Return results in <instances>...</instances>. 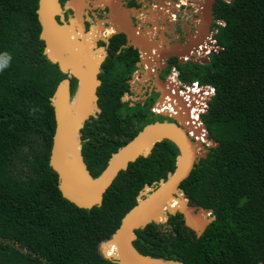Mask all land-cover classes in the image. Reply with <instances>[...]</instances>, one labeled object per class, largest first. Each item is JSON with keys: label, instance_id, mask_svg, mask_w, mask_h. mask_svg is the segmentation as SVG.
<instances>
[{"label": "trees", "instance_id": "obj_1", "mask_svg": "<svg viewBox=\"0 0 264 264\" xmlns=\"http://www.w3.org/2000/svg\"><path fill=\"white\" fill-rule=\"evenodd\" d=\"M37 5L0 0V60L8 61L0 69V264H118L103 257L99 243L110 238L145 184L174 170L178 148L168 139L156 142L91 208L63 197L49 165L50 97L66 74L44 54ZM212 11L223 21L214 23L213 35L221 48L205 63H174L181 81L214 88L201 119L215 144L206 146L180 188L215 219L197 237L177 213L170 216L176 226L169 237H156L152 222L135 230L132 243L141 254L185 264H264V0H215ZM123 39L112 37L116 46ZM134 53L112 48L102 63L101 113L82 128L81 152L93 177L146 123L165 119L148 111L151 101L121 99L136 67ZM109 243L101 246L112 255Z\"/></svg>", "mask_w": 264, "mask_h": 264}, {"label": "water", "instance_id": "obj_2", "mask_svg": "<svg viewBox=\"0 0 264 264\" xmlns=\"http://www.w3.org/2000/svg\"><path fill=\"white\" fill-rule=\"evenodd\" d=\"M213 2L214 0H201L202 6L198 8L200 28L208 27L213 17ZM75 4V0L67 1V5L74 8L78 15ZM56 9H59V12ZM36 13L40 24L39 37L44 42V54L52 63L58 65L62 73L66 74V77L58 82L50 97V102L54 108L55 129L52 137L49 165L57 175L58 187L63 197L78 207L91 208L96 204H100L103 193L112 184L116 176L127 168L129 162L134 161L139 156L148 155L156 142L163 139L171 140L178 148L174 170L169 171L166 178H160L152 184L144 185L137 196L136 204L122 216L118 227L110 238L99 243V251L103 257L111 259L118 264H183L174 259L141 254L132 243L136 237V229H144L152 222H163L157 220L158 214H161L166 220L170 214L180 213L184 225L194 231L198 237L203 234L207 226L215 219L211 215L213 213L212 209L191 203L180 188V183L190 174L198 159L204 155V153L201 155V153L196 152L193 146L195 141L189 136L191 130H188L189 126L184 124L187 121L185 119L187 109L183 100L173 95L172 98L179 108L175 114H167L172 120H154L146 123L131 139L111 154L102 172L98 176L93 177L87 169L81 152V136L84 134L82 131L84 124L96 118L101 112L97 93L101 80L98 74L103 56L106 53L103 51V55L100 56L91 50L92 44L90 40L92 38L95 41L99 39L96 33L97 37L89 34L87 37L89 41L80 42L71 18L69 21L72 22V25H69L70 23L68 24L66 21H63V23L57 21V16L61 14L59 0H38ZM61 18L63 19V17ZM56 25L70 27L71 35L78 36L74 40L73 52L69 53L60 49L54 32ZM98 27H102V24H99ZM199 27L198 30H200ZM196 43L190 41L187 46L182 47L175 45L176 50H172L170 53H173V55L178 54L179 56L187 55L190 48L196 47ZM148 49L145 48L142 51L149 52ZM206 60L200 61L205 63ZM70 79H76L77 81L73 92L70 91ZM156 79L158 81L156 85L161 91L160 96L166 95L168 91L165 88V84H162L161 79L157 76ZM79 86H81L85 94L84 102L72 113L70 112V100L76 94ZM182 108L184 114H182ZM203 128L206 130L204 123ZM74 130L80 133L76 158L74 160L64 159L62 158L64 141ZM201 131L202 129L200 128L196 129L198 134ZM204 138L211 141V145L215 144L214 140L208 138L207 131L204 133ZM201 148L206 151L205 145L201 144ZM169 199H176L179 202L178 207L172 211L164 208ZM203 214L208 215L204 217ZM106 241L115 242V255H107L104 252L101 245ZM133 252L138 256L139 263L133 260ZM259 264L262 263L259 262Z\"/></svg>", "mask_w": 264, "mask_h": 264}, {"label": "flooded vegetation", "instance_id": "obj_3", "mask_svg": "<svg viewBox=\"0 0 264 264\" xmlns=\"http://www.w3.org/2000/svg\"><path fill=\"white\" fill-rule=\"evenodd\" d=\"M67 1L69 0H59L61 5V14L57 16V21L59 23L66 21L69 24L70 18L68 16L70 15L74 22V27L77 35L79 36L78 40L80 42L89 41V38H87L89 34H93V37H97L98 35V40L95 41L94 38L90 40L92 44V46H90L91 50L100 56H102L103 51H105L106 54L103 56L104 58L102 63L106 57L109 56L112 48H116V52L121 50L125 51L126 49H129L131 54H135L134 52H137V59L134 63L136 67L126 79L129 90L124 92L121 99L123 100L124 98L123 101H126L124 95L132 98L130 97L134 93V91H132V87L136 85L137 88H141L138 91L139 93L143 91L141 94L142 96H140L137 100H129V104L133 105L135 103H140L144 106L147 102L151 101V104L148 106V111L151 112L152 116H162L169 120V116L156 114L154 112L152 109L154 103L158 100V105L163 106L165 104L166 107H164L165 110L163 112H168L170 114H174L173 112L177 110L179 106H177L175 100L172 96H170L171 93H168V98L165 95L160 97L161 91L156 85L158 84V81L154 76H157L163 81H166V78L168 77L167 85L170 89L169 92L177 94V91L172 86L175 83L173 77H176L179 81L181 80L179 78V71L174 61L177 64H185L190 61L199 63L202 62L197 60L198 56H200L197 52H188L187 54L191 58L183 59L184 62L179 58L178 54L177 56L170 52L172 50H176L174 47L175 45H180V47L187 46V43L190 41L197 42V45L202 43H206V45H208L206 40L203 38L205 37L208 41L209 33H216L217 28L214 26V23L218 24L216 22L218 19H215L213 16L208 27L200 28L201 25L198 8L202 6L201 0H75V7L78 10V15L76 14L74 8L67 5ZM61 17H63V19ZM99 24H102V27H98ZM198 27L200 30H198ZM95 33L97 35H95ZM114 35H120L122 38L124 37L123 42L119 46H116L115 41H112V37ZM145 48H149V53H146L147 55L145 57H151V60L158 65L155 70L156 75H154L151 70V64H148L146 73L138 74L140 76L142 75L140 77L141 81L138 79L132 81L135 71L139 69L138 64L142 61V58L139 56L140 49ZM194 48L196 47L190 48V50H193ZM218 50L219 49H214L210 51L209 54L217 52ZM201 59L209 60L208 57L204 56L201 57ZM102 63L100 64L98 77L102 71ZM140 65L143 66V63ZM72 82L73 79H70L71 92H73ZM142 82H147L148 86H140ZM181 82L189 84L191 81ZM154 94H156L155 98L153 97ZM133 98H135V96ZM189 99H191L190 95ZM200 99L203 101L205 100V97ZM188 106L189 110L187 109V116L185 117L187 121H185V124L189 126L193 120H198L197 117L192 116V114L193 112H196L197 116L200 109L199 107H196L199 106V104H195L194 101H191ZM202 113L199 114V118H201ZM170 120H172V118ZM202 136H204V134H202ZM193 139L195 140V138ZM201 143L204 145L206 141ZM178 204L179 202L177 203L176 208L178 207ZM172 215L170 214L168 219L165 220L166 224L155 223L156 226L154 233L157 234L156 237H169V233L175 230V220L170 219V216ZM211 215H213V213ZM186 228L191 230L188 227ZM188 230L187 232H189ZM193 233L197 236L194 231ZM178 261L185 264L181 260Z\"/></svg>", "mask_w": 264, "mask_h": 264}, {"label": "built area", "instance_id": "obj_4", "mask_svg": "<svg viewBox=\"0 0 264 264\" xmlns=\"http://www.w3.org/2000/svg\"><path fill=\"white\" fill-rule=\"evenodd\" d=\"M226 1H229V0H226ZM219 25H222L223 24V21L222 20H217L216 21ZM215 33H209V43L214 45L215 47H210L208 45H206V43H202V44H198L196 46V48H194L193 50H190L189 52L191 53H198L200 56L203 55L204 57H207L209 58V52L214 50V49H219L221 48V46L218 45V42L215 40V38L213 37ZM152 51V50H151ZM204 52V53H202ZM146 53H149L148 51H142V49H140V54L139 56L142 58V61L138 64L139 65V69L137 71H135L134 73V77L132 79V81H135L136 79L140 80V75H138L139 73H141L142 69H144V72L142 73H146V70H147V65L148 64H151V70L153 72L154 75H156V67L158 66L155 62H153L151 60V57L149 58H146L145 56L147 55ZM149 56V55H148ZM179 58L184 62L183 59H190L191 57H189V55H184V56H179ZM195 59V58H193ZM143 63V66H141L140 64ZM151 72V73H152ZM143 74V75H144ZM156 77V76H154ZM172 77V76H171ZM174 80H175V83L172 85L173 88H175V90L177 91V94H173V92H169L170 89H169V86L167 85L168 84V77L166 78V81H163L161 79V83L162 84H165V88L166 90L168 91V93H171L170 96H173V95H176L178 97H180L181 99H183V102H184V106L186 109L189 110V104L191 101H194L195 104H199V106H196V107H199V113L197 115V119H198V122H199V128L202 129V133H205L206 130L203 128V122H202V119L199 118V114L202 113L203 111H205L207 109V102L210 100V98L213 96L214 94V88L211 87L210 85H203V84H200L198 83L197 81H191L189 84H184L182 83L181 81H179L176 77H173ZM141 81V80H140ZM174 90V89H173ZM168 93L165 95L167 97ZM189 95H190V98L189 99ZM192 96V97H191ZM161 97V96H160ZM183 97V98H182ZM205 97V100H201L200 98H203ZM168 98V97H167ZM187 99V100H185ZM166 105L164 104L163 106L161 105H158V100L154 103L153 105V110L156 114H163V115H170V113L168 112H163L165 110ZM182 107V106H181ZM177 110H175L173 113L175 114ZM182 114H184V110L182 108ZM191 132V131H190Z\"/></svg>", "mask_w": 264, "mask_h": 264}, {"label": "bare ground", "instance_id": "obj_5", "mask_svg": "<svg viewBox=\"0 0 264 264\" xmlns=\"http://www.w3.org/2000/svg\"><path fill=\"white\" fill-rule=\"evenodd\" d=\"M56 11L59 12V9H56ZM54 32H55L56 40L58 42L60 49H62L65 52H69V53L73 52L74 40L78 36L71 35L70 27H63V26L56 25ZM84 98H85V94L81 86H79L76 94L70 100V107H71L70 112L77 110L80 107V105L84 102ZM192 116L197 117L196 112L195 113L193 112ZM199 126L200 125H199L198 120H193L188 128V130H191V132L189 133V136H191L192 139L195 138L194 140L195 143L193 144V146L196 152H198L201 149V144H202L201 142L206 141L207 143L208 141L204 138V136H202V134L204 133L202 132H200L199 134L196 133V129L199 128ZM79 134H80L79 132L74 130L72 134H69L68 137L65 139L63 147H62V158L68 159V160L69 159L74 160V158H76L77 148H78V137L80 136ZM177 203H178V200L169 199L166 202L164 208L166 210L172 211L174 208H176ZM207 215L203 214L204 217H207ZM157 220L164 221L165 219L164 217L161 216V214H158ZM109 248H110V252L112 253V255H115L116 254V244L114 241H110ZM132 257L136 263H139V258L134 252L132 253Z\"/></svg>", "mask_w": 264, "mask_h": 264}, {"label": "rangeland", "instance_id": "obj_6", "mask_svg": "<svg viewBox=\"0 0 264 264\" xmlns=\"http://www.w3.org/2000/svg\"><path fill=\"white\" fill-rule=\"evenodd\" d=\"M68 17L71 18L70 15H69ZM69 25H72V22H70ZM211 33H213V32H211ZM203 39L206 40V42L208 43V46H210V47H215L214 45L210 44V43H209V40L207 41V39H206L205 37H204ZM202 53H204V52H202ZM201 57H203V55L198 56L197 60L204 61V60L201 59ZM141 71L144 72V69H142ZM142 72H141V73H142ZM146 83H147V82H142L140 86H148V83H147V84H146ZM136 89H137V90H136ZM140 89H141V88H137V86L134 85V86L132 87V91H134V93L130 96V97H132V98H129V97H127V96L124 95L126 101H129V100L133 101V100H137V99H139L140 96H142L141 94H142V92H143V91H141V92L139 93L138 91H139ZM134 96H135V98H133ZM136 96H137V97H136ZM155 96H156V94L153 95L154 98H155ZM155 118H158V117H155ZM170 119H171V118H170ZM170 119H169V120H170ZM156 120H159V119H156ZM81 137H82V136H81ZM211 144H212L211 141H209V142L207 141V143H204L205 147L208 146V145H211ZM198 152L201 153V155H202V154L205 152V149H204V148H201ZM142 193H143V192H142ZM160 223H161V224H166L165 221L160 222ZM160 223H159V224H160Z\"/></svg>", "mask_w": 264, "mask_h": 264}, {"label": "clouds", "instance_id": "obj_7", "mask_svg": "<svg viewBox=\"0 0 264 264\" xmlns=\"http://www.w3.org/2000/svg\"><path fill=\"white\" fill-rule=\"evenodd\" d=\"M7 60L5 59V60H0V69H3L4 67H6L7 66Z\"/></svg>", "mask_w": 264, "mask_h": 264}]
</instances>
